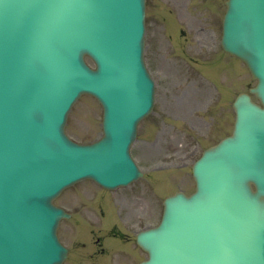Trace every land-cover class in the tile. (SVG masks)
Instances as JSON below:
<instances>
[{"label":"rangeland","instance_id":"rangeland-1","mask_svg":"<svg viewBox=\"0 0 264 264\" xmlns=\"http://www.w3.org/2000/svg\"><path fill=\"white\" fill-rule=\"evenodd\" d=\"M165 63V62H164ZM149 68L152 72V75L155 78V81L158 85L157 88V95H156V106L154 110V114L147 120L146 124L151 123L155 125V130L157 131L160 127H178L179 124L174 121L173 119H181L191 127H193L194 130H197L202 135L205 136L206 139H208V143H213L215 139L214 133H209L211 131L212 125L211 120L212 117H203L196 113L192 109V104L200 103L199 97H190L189 94L181 95V93L176 92L174 88H170V84L172 81L168 79L166 75V71L164 69H158L157 71L154 70L153 65L150 63V60H148ZM173 84H175L173 82ZM211 91V90H210ZM191 90H188L186 93H190ZM202 92V91H201ZM179 93L180 95H176ZM212 97L214 95V92L211 91ZM95 101L91 98H87L86 100L83 99L82 102L80 101L76 107L74 108L73 112L70 115L69 124H68V130L69 134L74 137L75 139H82L87 138V140H92L96 137L98 132V122L97 120V110L95 106ZM192 103V104H191ZM84 105H88L86 112L89 113L88 116H83L80 113V108ZM180 107H189V110H185L184 108L180 109ZM165 113H170V116H167ZM173 118V119H172ZM90 120V125H95L96 127L92 130L85 129L87 127V124H80L77 123V120ZM88 120V122H89ZM95 121V124H94ZM208 128V132H207ZM143 137L141 136L140 140H142ZM169 147L168 149H170ZM135 151V157L139 165L141 166L142 170L147 172L149 169V166L147 165L146 161L147 158L143 157L140 150ZM179 153H183L181 151H178ZM190 161V160H189ZM157 168V166H156ZM184 187V186H182Z\"/></svg>","mask_w":264,"mask_h":264},{"label":"water","instance_id":"water-1","mask_svg":"<svg viewBox=\"0 0 264 264\" xmlns=\"http://www.w3.org/2000/svg\"><path fill=\"white\" fill-rule=\"evenodd\" d=\"M237 54H239L242 58H244L245 55H252V53L247 50H244L242 47L237 50ZM257 63H260V61H257ZM251 64L252 62H250V65ZM253 155H256L255 150L253 151ZM228 157L231 158L232 155H228ZM261 161L262 160H260L259 163H261ZM225 170L226 171H224L223 169L221 171L224 177L220 178L217 183L222 186H231L233 189L239 191L244 198H255V196H253L248 190V180H252L257 186H264V162H262V164L260 165L258 164V166L253 169L251 164L233 165L227 163V160H225ZM244 188H246L247 190H244ZM198 197L199 196H197V198ZM187 201L188 200H182V202ZM5 221L6 219H0V234L3 230V225Z\"/></svg>","mask_w":264,"mask_h":264}]
</instances>
